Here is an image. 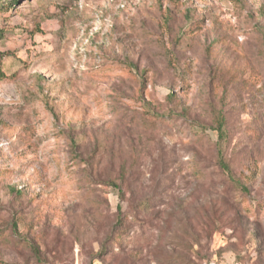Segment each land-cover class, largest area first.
<instances>
[{"label":"rangeland","instance_id":"rangeland-1","mask_svg":"<svg viewBox=\"0 0 264 264\" xmlns=\"http://www.w3.org/2000/svg\"><path fill=\"white\" fill-rule=\"evenodd\" d=\"M234 261L264 264V0H0V264Z\"/></svg>","mask_w":264,"mask_h":264},{"label":"trees","instance_id":"trees-1","mask_svg":"<svg viewBox=\"0 0 264 264\" xmlns=\"http://www.w3.org/2000/svg\"><path fill=\"white\" fill-rule=\"evenodd\" d=\"M12 1L16 2L17 0H12ZM213 131L217 134V138H218V141H217L216 147H215L216 154H217L216 168L222 173V175L227 176L228 178H231V182L234 184V186L236 188H238L240 191L247 192V187L243 183V181L233 179V177L231 175L232 173H231L230 167L228 166L226 161L223 159V155H222V151H221V147H220V143H219L224 136L223 125L218 124L215 128H213ZM117 220H118V222H116V223L120 225L122 223V219L120 217H118ZM115 238L116 237L113 236L112 238H110V240L108 239V241H114ZM106 253H108L107 255H109V252H106Z\"/></svg>","mask_w":264,"mask_h":264},{"label":"built area","instance_id":"built-area-1","mask_svg":"<svg viewBox=\"0 0 264 264\" xmlns=\"http://www.w3.org/2000/svg\"><path fill=\"white\" fill-rule=\"evenodd\" d=\"M229 264H240L239 262H231V263H229Z\"/></svg>","mask_w":264,"mask_h":264}]
</instances>
